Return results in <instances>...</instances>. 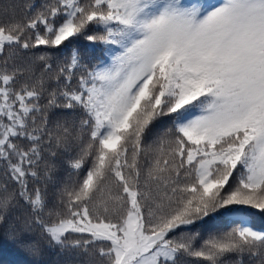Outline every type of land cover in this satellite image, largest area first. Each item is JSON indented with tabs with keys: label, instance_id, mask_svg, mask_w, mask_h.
I'll return each instance as SVG.
<instances>
[{
	"label": "snow or ice",
	"instance_id": "1",
	"mask_svg": "<svg viewBox=\"0 0 264 264\" xmlns=\"http://www.w3.org/2000/svg\"><path fill=\"white\" fill-rule=\"evenodd\" d=\"M81 36L108 61L54 58ZM161 117L173 128L149 143ZM244 207L264 214V0H46L0 22V225L22 209L24 235L90 264H264L247 214L196 243Z\"/></svg>",
	"mask_w": 264,
	"mask_h": 264
},
{
	"label": "trees",
	"instance_id": "2",
	"mask_svg": "<svg viewBox=\"0 0 264 264\" xmlns=\"http://www.w3.org/2000/svg\"><path fill=\"white\" fill-rule=\"evenodd\" d=\"M46 0H0V22L6 21L10 16L15 15L21 17L25 12V6L28 4L42 5ZM186 4H217L220 0H183ZM91 34L102 35L103 32L92 30ZM67 47L61 46V49L50 50L56 59H67L71 52L78 50L82 61L89 67L94 64L107 62L109 59L108 48L100 42H90L85 37L81 36L74 38L71 42H66ZM47 51L46 49H37L30 52L20 51L16 56V63L19 64L22 60L33 58V52ZM11 54V53H9ZM65 118L64 110H54L50 115L52 121ZM173 128L172 117H161L154 122L152 131L148 136V142L152 143L158 134L164 133L168 129ZM75 154V149L68 153L58 152L56 157V171L54 173V180L59 184L69 179L71 169L68 166L69 157ZM146 163V161L144 162ZM87 167V165H86ZM235 176V174H234ZM72 179H75L73 177ZM232 183V181H230ZM51 191V186L50 189ZM22 209H16L8 217L5 225H0V264H36V258L31 256L27 251L25 245L28 240H39L40 246L43 249L42 255L39 257V264H90V262L99 259L98 254L89 255L83 251L80 252H65L60 253L59 249H50L46 246L38 233H33L30 236L24 235L21 229ZM247 214L246 223L259 230H264V214L259 210L249 209L244 207L242 213H230L221 215L215 214L211 218H206L207 223L201 222L200 225L194 229L199 232V238L196 241L197 245L202 240L206 239L210 234L218 232L229 231L233 227L239 226V221L242 216ZM20 217V219H17ZM15 233V239L9 234ZM234 259V257H232ZM245 264H248V256L244 257ZM186 264H202L196 258H186Z\"/></svg>",
	"mask_w": 264,
	"mask_h": 264
}]
</instances>
